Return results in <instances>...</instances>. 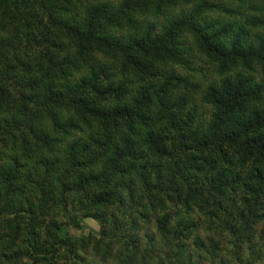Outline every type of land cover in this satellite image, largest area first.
I'll use <instances>...</instances> for the list:
<instances>
[{"label":"trees","instance_id":"1","mask_svg":"<svg viewBox=\"0 0 264 264\" xmlns=\"http://www.w3.org/2000/svg\"><path fill=\"white\" fill-rule=\"evenodd\" d=\"M203 226L260 260L264 0H0V264H195Z\"/></svg>","mask_w":264,"mask_h":264},{"label":"rangeland","instance_id":"2","mask_svg":"<svg viewBox=\"0 0 264 264\" xmlns=\"http://www.w3.org/2000/svg\"><path fill=\"white\" fill-rule=\"evenodd\" d=\"M204 228V229H203ZM99 227L97 223H95L91 219H85L82 221L81 226L79 228H75L70 226L68 228V232L73 235L74 237H80V236H85L87 235L90 231H98ZM199 236L207 241L205 245V249L203 250L204 252H196L192 253L193 256V262L195 264H264V249H262V253L260 254V260L258 262H255L250 259L249 253L251 252L252 245H255L257 237L255 236L253 239V242L248 246L247 248L245 247V250L239 251L236 253H231L230 250L227 248V242L225 240L218 242L219 237L215 236V232H209V230H205V226L200 228L199 231ZM207 238H209L207 240ZM214 241H217L219 245L222 247V245H226V249L223 251H219L216 255L213 254H204L205 251H207V247H209L208 242L213 243ZM190 250H194V244L192 241L189 242ZM197 255H200L198 258ZM215 257H211V256ZM80 260L78 261L79 264H113L112 259H106L105 261H101L99 258L94 256L92 253H89L87 255H81L80 254Z\"/></svg>","mask_w":264,"mask_h":264}]
</instances>
